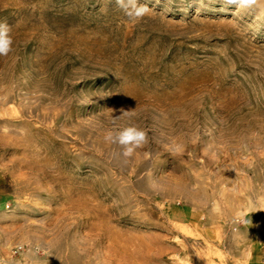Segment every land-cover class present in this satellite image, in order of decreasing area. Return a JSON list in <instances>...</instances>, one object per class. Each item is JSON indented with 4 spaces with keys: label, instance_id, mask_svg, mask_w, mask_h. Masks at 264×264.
Segmentation results:
<instances>
[{
    "label": "rangeland",
    "instance_id": "obj_1",
    "mask_svg": "<svg viewBox=\"0 0 264 264\" xmlns=\"http://www.w3.org/2000/svg\"><path fill=\"white\" fill-rule=\"evenodd\" d=\"M140 2L0 0V264H264V4Z\"/></svg>",
    "mask_w": 264,
    "mask_h": 264
},
{
    "label": "clouds",
    "instance_id": "obj_2",
    "mask_svg": "<svg viewBox=\"0 0 264 264\" xmlns=\"http://www.w3.org/2000/svg\"><path fill=\"white\" fill-rule=\"evenodd\" d=\"M226 4L235 5L237 10L250 11L264 4V0H224ZM116 6L129 20L141 21L148 15L150 8L140 0H115ZM14 47L11 28L7 23H0V56H8ZM105 141L119 145L124 157H131L134 151L148 142V133L132 125L118 131H108Z\"/></svg>",
    "mask_w": 264,
    "mask_h": 264
}]
</instances>
